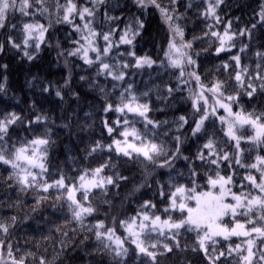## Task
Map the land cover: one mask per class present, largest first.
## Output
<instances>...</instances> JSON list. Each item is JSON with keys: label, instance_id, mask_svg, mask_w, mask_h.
I'll return each mask as SVG.
<instances>
[{"label": "snow or ice", "instance_id": "obj_1", "mask_svg": "<svg viewBox=\"0 0 264 264\" xmlns=\"http://www.w3.org/2000/svg\"><path fill=\"white\" fill-rule=\"evenodd\" d=\"M177 2L178 0H168L165 4L163 0H133L141 12L149 8L156 9L167 26L169 39L164 50V58L169 67L179 70L177 89L179 84L187 85L194 82L196 85V89L191 90L188 96L193 115L190 136L197 139L206 137L205 142L198 147L194 158L184 155L182 152L184 139L181 135L171 136V141L163 137H168L172 131L181 132L189 125L187 116L180 115L172 122L153 120L149 118L152 109L150 102H147V92L138 96L133 85L129 83L120 91L117 103L113 104L107 99L105 88L98 83V79H94L90 82V86L98 88L106 97L103 112L105 114L115 112L118 116L111 123L107 119L102 120L111 143L104 144L97 140L87 150V155L91 156L93 153L107 149L130 161L171 170H175L176 161L183 160L187 163L189 183L170 182L168 203L162 209V212L167 214L166 218L157 214L155 203L146 200L139 206L135 215L122 220L113 217L112 226H108L104 220H98L87 227V230L94 231L96 240L103 245V249L113 255L117 264H124V258L128 255L126 240L135 245L139 254L148 258V264H159L158 257L171 253L173 247H180L177 237L182 229L196 233V245L192 250H202L209 264H217L220 257L225 255L224 252L216 254L214 246L217 237H222L224 240L231 237L245 238L246 248L243 251H246V254H242L241 244H236L235 247L229 246L228 255L235 252L240 256L242 264H264V247H261L264 245V155H256L253 162L244 163L242 157L245 150L241 148V143L245 141V137L238 135V132L247 125L254 134L248 136L246 142H251L254 146L264 145V112L257 113L255 110L245 112L240 105L241 95L251 98L258 88L264 92V64L257 63L255 69L250 71L248 66L241 64L239 54L231 56L230 61L234 62L232 66L235 68V73L229 79L235 82L234 93L228 94L231 85L225 80L216 79L211 86L205 85L195 70L197 62L191 55L193 43L184 39V29L179 23L182 17L177 14L175 7ZM224 2L225 0H201L204 7L199 10V15L205 21H211L206 25L208 30L204 36L215 37L219 42L216 48L217 54L236 47L235 41L238 37L251 38L252 29L256 27V24H252L251 28L235 31L232 29L233 22L229 20L222 33L213 30L222 23L219 9ZM99 6L106 8L107 0H83L82 3L81 0H55L54 10L47 6L46 0H0V29L8 26L9 14L19 12L21 17H28L30 20L22 23L19 29V42L12 35H8L3 42H0V53H3L8 46L22 52L28 61L34 60L41 50V45L48 43L46 34L52 26L51 23L47 26L39 23L35 17L38 13L52 16L54 11L56 23L68 24L78 36V39L72 41L73 47L70 50H62L58 55L78 57L84 65L95 68L96 78L104 77L111 78L115 82H124L126 70L130 67L151 68L156 61L147 55L137 56L134 50V41L144 29V21L139 16H133L123 28L118 24L113 27L111 25L121 17L109 15L105 11L103 20L98 22ZM188 7H192L191 3ZM258 16V23H264V3L261 4ZM105 25H108L107 31L103 30ZM16 29L17 25H11V30ZM122 46H128L129 50L121 52ZM246 49L247 45H243L239 51L244 52ZM255 55L264 60V52H256ZM127 58L134 60V63H130ZM160 63L163 65L164 60ZM65 64L67 65V60ZM0 67L6 68L7 65ZM188 67H192L193 71L186 73L185 69ZM221 67L227 71L230 63L224 62ZM86 79L88 78L85 76L80 77V80ZM70 80L69 75L64 81L65 87L69 85ZM255 81H259V84L257 85ZM119 86L113 84V92ZM51 87V85L44 87L43 91L49 92ZM177 89L165 86L164 91L171 96ZM2 91L4 84L0 83V92ZM55 95L63 99L59 88L56 89ZM233 105H239V110L234 112ZM220 110H223L225 115H219ZM211 117H217L221 125L226 126L221 129L226 139H218L215 132H209L205 122ZM48 119L46 115H36L34 120L27 121V126L31 128L33 124L40 125L46 123ZM18 123L23 124L24 118L16 112L0 114V163L9 165L13 169L9 179H15L21 190L36 188L45 193L50 189L58 190L59 195L56 199L67 202L72 220L83 227L86 218L99 211L98 205H94L91 199L94 190L98 189L106 194L108 186L118 187L119 182L126 180L127 177L118 173L104 175L106 168L114 167L109 161L92 169H81L80 175L75 179L61 173L58 179L49 183L47 165L49 147L52 143L51 130L46 129L43 134L34 135L30 140L25 138L19 146L9 145L10 129ZM138 123L141 125L139 128L136 126ZM171 123L176 125L175 129L170 127ZM166 125L169 126L168 131L161 133L159 129ZM198 168L206 169L203 172L206 183L203 185L197 182L201 176ZM238 169L247 172L246 175L239 177V182H237ZM225 170L228 172L227 175L222 174ZM177 175L183 176V173ZM143 186V184L138 185L135 191H139ZM233 188H237L238 191H233ZM160 195L162 198L165 196L163 186ZM39 202L38 200L37 203ZM103 203L111 207L109 201L104 200ZM172 213H179L180 218L174 219ZM238 216L244 217L245 221L240 222ZM225 217L230 218L231 226L224 222ZM15 220L16 218L12 217V224ZM117 225L124 229L126 236L117 235ZM10 226L8 223L0 222V233L7 234ZM152 233L164 236L165 239L170 238L173 244L171 246L168 243L157 242L146 244V241L151 239ZM208 242L213 245L212 254H209ZM5 249L8 260L4 259ZM16 251L18 252L19 249ZM32 255L28 252L17 259L13 245L0 240V264H9V261L10 264H26L27 258ZM39 264H47V262L41 258Z\"/></svg>", "mask_w": 264, "mask_h": 264}, {"label": "trees", "instance_id": "obj_2", "mask_svg": "<svg viewBox=\"0 0 264 264\" xmlns=\"http://www.w3.org/2000/svg\"><path fill=\"white\" fill-rule=\"evenodd\" d=\"M163 3L167 4L168 0H163ZM189 3L192 7H188ZM262 3L264 0H225L219 9L222 23L213 30L222 33L229 20L233 22L232 29L235 31L246 27L251 28L252 24H256V27L252 29L251 38L238 37L235 41L236 47L217 54L216 48L219 42L215 37L204 36L208 30L206 25L211 21H205L199 15V10L204 7L201 0H178L175 7L177 14L182 17L179 23L184 29V39L193 43L191 55L197 62L195 70L205 85L211 86L216 79L225 80L231 85L228 88V94L234 93L235 82L229 79L235 73V68L232 66L234 62L230 61L231 56L239 54L241 64L248 66L250 71L255 69L257 63L264 64V60L255 55L256 52H264V23H258V13ZM46 4L54 10L55 0H46ZM99 7L98 22L103 20L105 11L109 15L121 17L119 21L111 25L113 27L118 24L120 28H123L133 16H139L144 21V29L134 41V50L137 56L147 55L156 61L151 68L130 67L126 70L127 75L124 82H115L111 78H96L95 68L84 65L78 57L58 55L62 50H70L73 47L72 41L78 39V36L68 24L56 23L54 11L52 16L38 13L35 17L39 23L46 26L51 23L52 26L46 34L48 43L41 45V50L34 60L28 61L22 52L8 46L5 47L3 53H0V65H7L6 68L0 67V83L4 84V91L0 92V114L16 112L24 118L23 124L18 123L10 129L9 145L19 146L25 138L30 140L34 135H41L46 129H50L52 143L49 147L47 165L49 183L58 179L61 173L75 179L80 175L81 169H92L109 161L114 167L106 168L104 175L118 173L120 176L127 177L126 180L119 182L118 187L108 186L106 194L98 189L94 190V196L91 199L94 205H98L99 211L87 217L82 227L72 220L67 202L63 199H56L59 195L58 190L50 189L47 193L36 188L21 190V186L15 179H9L13 169L9 165L0 163V222L11 225L7 234L0 233V240L13 245V252L17 259L25 253H32L33 255L27 258L26 264H39L41 258H44L47 264H117L113 255L103 249V245L96 240L94 231H88L87 227L98 220H104L108 226H112L113 217L122 220L135 215L139 206L146 200L155 203L157 213L166 217L167 214L163 213L162 209L168 203L167 194L171 190L170 182L189 183L187 163L183 160L176 161L175 170H171L130 161L107 149L93 153L91 156L87 155V150L97 140L104 144L111 143V138L107 135L102 120L107 119L111 123L118 116L115 112L107 114L103 112L106 97L98 88L90 86L91 81L98 79V83L105 88L108 94L107 99L113 104L117 103L120 91L129 83L133 85L138 96L147 92V102H150L152 109L149 118L153 120L172 122L180 115L187 116L189 125L179 133L172 131L168 137H163L171 141V136L181 135L184 139L182 145L184 155L194 158L198 147L206 139V137L197 139L190 136L193 115L188 96L191 90L196 89V85L194 82L187 85L179 84V89H177L179 70L169 67L164 58L169 32L160 13L154 8L141 12L133 0H107L106 8ZM25 22H30L29 18L21 17L19 12L9 14L8 26L0 29V42H3L8 35L17 38L19 42V29ZM13 24L17 25L16 30H11ZM103 30L107 31L108 25H105ZM194 37H199V39L194 40ZM57 42H59V47H57ZM243 45H247V49L240 52L239 49ZM128 50V46H122L120 49L121 52ZM127 59L130 63H134L131 58ZM162 60H164L163 65L160 63ZM224 62L230 63L227 71L221 67ZM189 71H193V68L185 69L186 73ZM69 75L71 80L65 87L64 81L69 78ZM81 76L88 79L80 80ZM255 83L258 85L259 81ZM113 84L120 85L114 92ZM49 85L52 86L50 91L44 92L43 88ZM165 86H171L177 90L168 96L164 91ZM57 88L61 90L63 99L55 95ZM240 105L243 106L245 112L253 110L257 113L264 112V92L258 88L251 98L241 95ZM232 107L234 112L239 110V105ZM36 115H46L49 119L46 123L33 124L31 128H28L27 121L34 120ZM219 115H225L223 110L219 111ZM195 118L198 119V117ZM205 124L210 133L215 132L218 139H226L221 130L226 126H222L217 117H211ZM136 126L141 127L139 123ZM170 127L175 129L176 125L171 123ZM168 129L169 126L166 125L159 131L163 133ZM239 134L245 137V141L241 143V148L245 150L242 157L244 163L253 162L256 155H264V145L254 146L251 142H246V138L254 134L249 126H244ZM229 151H231L230 148ZM145 168H147L146 171ZM197 170L201 173L197 182L203 185L206 183L203 177L206 169L198 168ZM178 173H183V176H178ZM222 174L227 175V170ZM246 174L244 169H238L237 182H239V177ZM141 184L144 186L139 191H135L136 187ZM161 186L165 193L163 198L160 195ZM233 191H238V189L233 188ZM41 197L47 198L41 200ZM38 200L39 203H37ZM104 200L109 201L111 207L103 203ZM172 216L174 219L180 218L179 213H172ZM12 217L16 218L14 224H12ZM237 219L245 221V218L241 216ZM117 232V235L122 233L126 236L124 229L118 225ZM177 239L180 247H173L171 253L158 257L159 264H209L202 250H192L196 245L195 232L182 229ZM244 239L243 237H231L224 240L222 237H217L214 246L216 254L225 253L217 264H242L240 256L235 252L228 255L227 250L230 245L235 247L236 244H241L242 254H246V251H243L246 248ZM152 242L168 243L170 246L173 244L170 238L165 239L157 233H152L151 239L146 241V244ZM125 246L128 247L129 252L124 258V264H148V258L139 254L135 245L130 241L126 240ZM208 247L209 254H212L211 242H208ZM16 249L19 251L17 252ZM4 259L8 260L6 249Z\"/></svg>", "mask_w": 264, "mask_h": 264}, {"label": "rangeland", "instance_id": "obj_3", "mask_svg": "<svg viewBox=\"0 0 264 264\" xmlns=\"http://www.w3.org/2000/svg\"><path fill=\"white\" fill-rule=\"evenodd\" d=\"M238 135H240L239 132H238ZM157 214L161 215L162 218H166V217H164L161 213H157ZM224 222H225V223H229V226H231L230 218H229V217H225V218H224ZM240 222L243 223L244 221H241V220H240ZM232 223H234V222H232ZM117 233H118V232H117ZM119 234H120L121 237H124V236H125V235L122 234V233H119Z\"/></svg>", "mask_w": 264, "mask_h": 264}]
</instances>
